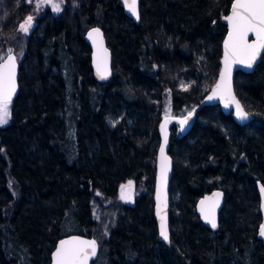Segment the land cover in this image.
<instances>
[{
    "label": "trees",
    "instance_id": "1",
    "mask_svg": "<svg viewBox=\"0 0 264 264\" xmlns=\"http://www.w3.org/2000/svg\"><path fill=\"white\" fill-rule=\"evenodd\" d=\"M33 2L0 0V53L14 46L20 59L0 126V264H49L55 242L73 233L97 240L91 264H264L255 184L264 185V52L252 73L234 76L252 120L238 125L209 105L187 134L171 125L169 243L152 212L159 123L166 108L187 115L215 82L232 0H139L137 23L122 0H63L16 44ZM95 25L112 58L102 82L84 38ZM127 180L145 184L131 204L119 202ZM215 188L225 199L211 231L195 203Z\"/></svg>",
    "mask_w": 264,
    "mask_h": 264
},
{
    "label": "snow or ice",
    "instance_id": "2",
    "mask_svg": "<svg viewBox=\"0 0 264 264\" xmlns=\"http://www.w3.org/2000/svg\"><path fill=\"white\" fill-rule=\"evenodd\" d=\"M31 2V0H29ZM63 0H38L37 7L41 4H50L53 11L60 12ZM124 5L127 10L139 18L137 0H124ZM225 19L229 25L228 39L225 41L224 48V69L220 73V82L217 84L216 89L208 98L221 99L225 107L230 104H235L236 116L240 120H246L249 116L239 101L235 99L231 90V72L233 64H242L247 68H252L257 57L260 55L261 50H264V0H234L231 6V14L226 16ZM33 26V17L28 16L23 23L19 25V31L27 34ZM255 36V40L249 42V35ZM99 29H93L89 33V39L93 40L96 45V39L99 37ZM106 53V50H104ZM97 74L101 79L106 78L107 66L106 58L103 61V68L101 62H97ZM183 90H187L188 86L181 85ZM16 91V58L12 55L11 51L7 56H0V125L8 122L11 116L10 104L12 96ZM165 124L161 126L162 131L165 132V144L167 143L166 124L170 118V109L166 108ZM192 113L189 112L188 117L180 119L178 123L183 129ZM161 153V182L166 184L167 181V167L165 165L164 146L160 148ZM133 185L129 181L128 185L122 186L121 199L129 201L131 199V189ZM264 193V187L261 188ZM99 195V193H97ZM220 193H215V200L206 198L201 201V215L205 221L210 223L212 228H216L215 209L219 204ZM159 191L157 195L158 205L157 214L161 216V230L160 235L164 240H168V231L161 209L159 206ZM211 200V202H206ZM261 236H264V225L260 229ZM97 242L95 240H80L74 238L71 241H61L57 247L53 260L54 264H88L89 258L96 255Z\"/></svg>",
    "mask_w": 264,
    "mask_h": 264
},
{
    "label": "water",
    "instance_id": "3",
    "mask_svg": "<svg viewBox=\"0 0 264 264\" xmlns=\"http://www.w3.org/2000/svg\"><path fill=\"white\" fill-rule=\"evenodd\" d=\"M234 3V0H232L231 5L229 7L228 12L222 16L221 18V22L225 25L226 27V33L222 39L221 42V54H220V58H219V70L217 73V77L215 82L213 83V85L210 87V89L205 93V95L201 98V100L199 101V103L190 111L192 113L191 117L188 119L187 123L184 125L183 129H181L180 124L178 123V121L180 119H183L185 117H188V114L178 118L175 116H171L166 124V133H167V143L165 144V132L162 131L161 126L165 124V116L161 119L160 123H159V137H160V141H159V145L158 148L156 150V156H155V174H154V182H153V189H152V212H153V218H154V222H155V226H156V234H157V239L159 241H161L164 244L169 243L170 241V230H169V211H170V206H169V184L172 178V160L171 157L168 153V143H169V138H170V133H171V125L173 122L178 123L179 125V131L182 135L187 134L193 125L194 122V114L197 110L201 109L204 106H209V105H217L221 112L224 115H228L231 114V117L233 119V121L238 124V125H244L246 123H248L250 120L253 119V115L249 113V116L246 120H240L237 118L236 116V109H235V104H230L228 107H225L224 102L219 99V98H214V99H209L208 97L212 95L213 90L216 89L217 84L220 82V73L221 71L224 69V53H225V48H224V44L225 41L228 39V33H229V25L227 20L225 19L226 16L231 14V6ZM137 7H138V14H139V0H137ZM122 8L123 11L125 13V15L130 18L133 22L137 23L139 21V18H137L136 16H133L125 7L124 5V0H122ZM93 29H99L100 32V36L99 37H94L96 39V45L93 44V40L89 39V33L92 32ZM85 41L87 43V45L89 46L90 49V67H91V71H92V75L95 78V80L97 81H107L110 79L111 74H112V58H111V52L110 49L108 48L107 44H106V40L104 37V33L103 30L101 29L100 26H92L90 27L84 35ZM249 42H252L255 40V36L250 34L249 37ZM106 50V53L105 51ZM264 50H261L260 55L257 57L256 61L253 64L252 68H247L242 64H233L232 66V72H231V90H232V94L235 96V99L237 101L238 98L235 95L234 92V76L235 73L237 71H241L243 73H252L256 67V65L259 63L261 56L263 54ZM12 55L15 56L16 58V91L14 93V95L12 96V100L11 102L16 98V96L18 95L19 92V81H18V73H19V63L17 60V56L16 54L11 51ZM8 54V52L4 55V57H6ZM106 58V66H107V74H106V78L105 79H101L98 74H97V62L98 60L101 62L102 64V68H103V61ZM240 103V101H239ZM241 104V103H240ZM242 106V104H241ZM243 107V106H242ZM245 110V109H244ZM247 112V111H246ZM248 113V112H247ZM161 146H164V156L167 158L165 160V165L167 167V181L166 184L161 182L160 179V175H161V153H160V148ZM256 190H257V195L259 198V213H260V223L258 225L257 228V233L256 236L257 238L264 244V236H261L260 234V229L261 226L264 225V193L261 192V188L264 187V185L260 182V181H256ZM158 191H159V206L161 209V215H163L165 223H166V227H167V231H168V236L169 239L168 240H164L163 237L160 235V230H161V216L157 214V205H158V200H157V195H158ZM215 193H220L221 195L219 196V204L218 207H216L215 209V219H216V228H212L211 224L206 222L204 217L201 215V211H200V207H201V201H205L206 198H211V200H215L216 197L214 196ZM224 199H225V195H224V191L222 189L219 188H215L212 189L211 191L203 194L202 196H200L196 203H195V212L199 218V220L202 222V224L204 226H206L208 229H210L211 231H215L218 228V222H219V213L223 207L224 204ZM211 200L206 201V202H211ZM74 238H78L80 240H95L97 242V240L91 235H80V234H68L65 236H62L61 238H59L51 252H50V261L49 264H54V260H53V255L57 249V247H59L60 242L61 241H71ZM99 251V245L97 242V252L96 255L93 257L89 258L88 264H91L97 257Z\"/></svg>",
    "mask_w": 264,
    "mask_h": 264
},
{
    "label": "rangeland",
    "instance_id": "4",
    "mask_svg": "<svg viewBox=\"0 0 264 264\" xmlns=\"http://www.w3.org/2000/svg\"><path fill=\"white\" fill-rule=\"evenodd\" d=\"M57 2H58V0H57ZM37 3H38V0H34V2H33V9L30 11V13H28L27 15H25L21 20H19V21L16 23L15 27H16V31H17V32H15V33L13 34V41H14L16 44L19 43V40H22V42H23L24 37L27 35V34L22 33L21 31H19V25H20L21 23H23L24 20H25L29 15H31V16L33 17V20H37V18L40 17L41 14H43L44 9H45L46 7L49 8V13L47 12L46 15H45V17H44V15H43L44 18H48V17L51 16V14H56V13H57V12L53 11V9H52V7H51L50 4H41L39 7H37ZM61 6H62V5H61ZM12 49H13V50H10V51H13V52L16 54L17 59L19 60V52L14 48V46H12ZM4 55H5V53H4V54H3V53H2V54L0 53V56H4ZM165 114H167V113H165ZM164 116H166V115H164ZM171 116H172V115H171ZM0 126H1V125H0ZM129 181H131V182H132V185H133V187H132V189H131V199H130L129 201H125V200H122V199H121V189H122V186H125V187H126V186L128 185V182H129ZM144 185H145V184H143L142 182H141V183H137V184H135V182H134L133 180H127V181L121 183V184L119 185V188H118L119 200H120L119 202H120V203H125V204H131L132 201H133V192H132V191H133L134 187H136L138 193L140 194V193H142L143 190H144V187H145ZM138 193H137V194H138Z\"/></svg>",
    "mask_w": 264,
    "mask_h": 264
},
{
    "label": "flooded vegetation",
    "instance_id": "5",
    "mask_svg": "<svg viewBox=\"0 0 264 264\" xmlns=\"http://www.w3.org/2000/svg\"><path fill=\"white\" fill-rule=\"evenodd\" d=\"M43 15H44V12H43V14H41V16L40 17H38L37 18V20H33V26H32V28L29 30V32L27 33V36H29L33 31H35L36 29H37V26L39 25V23L41 22V19H43L44 17H43ZM29 16H31V15H29ZM18 60V59H17ZM19 61H20V59L18 60V63H19Z\"/></svg>",
    "mask_w": 264,
    "mask_h": 264
}]
</instances>
